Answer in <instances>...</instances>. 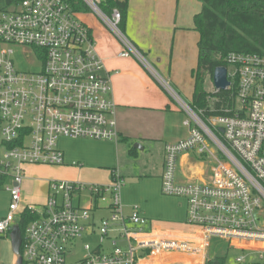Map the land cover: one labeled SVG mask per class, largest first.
Returning <instances> with one entry per match:
<instances>
[{
	"label": "built area",
	"instance_id": "obj_1",
	"mask_svg": "<svg viewBox=\"0 0 264 264\" xmlns=\"http://www.w3.org/2000/svg\"><path fill=\"white\" fill-rule=\"evenodd\" d=\"M0 0V183L10 194L8 215L0 217V235L27 222L22 264H141L145 258L180 252L206 256L214 238L264 245V55L231 52L229 80L238 77L231 115L203 117L166 81L163 86L186 110L189 136L165 146L161 190L187 203V224L176 232L151 230L149 220L122 202L123 177L109 184L52 180L42 205H22L25 170L31 165L60 166V140L120 137L111 72L95 49L86 23L68 0ZM122 42V57L144 55L120 29L121 13L111 17L101 0H82ZM27 47L31 68L17 67L15 48ZM150 66V67H149ZM229 68H232L230 71ZM152 69V68H150ZM153 70V69H152ZM194 152L209 164L208 179L179 183L183 153ZM108 215L97 218L99 209ZM21 229V227H20ZM85 254L73 247L85 236ZM264 251V249H263ZM262 251V252H263ZM263 258V253H261ZM244 256L237 258L242 263Z\"/></svg>",
	"mask_w": 264,
	"mask_h": 264
},
{
	"label": "crops",
	"instance_id": "obj_2",
	"mask_svg": "<svg viewBox=\"0 0 264 264\" xmlns=\"http://www.w3.org/2000/svg\"><path fill=\"white\" fill-rule=\"evenodd\" d=\"M201 9L200 0H129L124 33L144 55L153 70L133 56H120L122 42L97 15L92 12L79 13V17L91 31L98 55L111 72L120 137L117 141L62 138L59 145L64 152V164L60 165L59 170L65 179L109 184L113 181V173L116 171L124 181L125 177L129 180L128 185L124 182L121 196L127 212L131 211L132 205L139 202L135 188L138 183L133 182L136 178L143 177L139 183L144 182L150 193L152 191V194L162 196L165 146L189 136V128L185 125L188 114L166 90L162 81L170 83L180 96L186 95L188 98V102L184 100L186 103L192 102L195 91L193 71L198 65L199 40L194 17ZM143 154L151 159L160 156L163 161L161 170L157 172L153 165H149L152 162L143 166V170H139L137 166L131 169L129 167L131 161ZM209 167V164L194 152L183 153L178 162L177 181L179 183L205 181L210 174ZM176 198L181 211H175L172 218L150 208H143L140 211L149 220L146 227L148 231L181 232L193 229L186 223V201L174 196L169 198V201ZM108 213L106 208H102L97 211L96 216L101 218ZM9 235L13 237L12 232ZM94 237L97 238L87 235L84 239ZM227 242L230 248L245 251L243 245L247 242L240 240ZM247 245L254 251L258 250V253L264 254L261 249L263 244ZM211 247L212 240L204 257L200 254L172 252L159 258L142 259L141 264H206L209 258L224 257L211 256ZM242 256L246 259L245 255Z\"/></svg>",
	"mask_w": 264,
	"mask_h": 264
},
{
	"label": "trees",
	"instance_id": "obj_3",
	"mask_svg": "<svg viewBox=\"0 0 264 264\" xmlns=\"http://www.w3.org/2000/svg\"><path fill=\"white\" fill-rule=\"evenodd\" d=\"M74 11L89 13L90 8L82 0H68ZM202 9L194 17L195 30L199 33L198 65L193 71L195 91L190 103L203 112L204 118L231 115L225 109L234 108L238 77L229 89L208 92L205 77L213 79L219 66H226V56L231 52H255L264 55V0H200ZM11 0L3 1L1 7ZM100 7L107 15L114 10L121 13L120 29L124 32L129 0H101ZM27 222L21 223L24 236ZM1 237V235H0ZM206 264H227L226 257L209 258Z\"/></svg>",
	"mask_w": 264,
	"mask_h": 264
},
{
	"label": "rangeland",
	"instance_id": "obj_4",
	"mask_svg": "<svg viewBox=\"0 0 264 264\" xmlns=\"http://www.w3.org/2000/svg\"><path fill=\"white\" fill-rule=\"evenodd\" d=\"M108 16L111 17V15ZM30 58L35 59L34 55L32 53H29L27 47L17 46L15 48L14 60L18 68L24 70L31 68V66H29L28 64V59ZM229 70L231 71L232 68H229ZM205 89L208 92L216 91L213 85V79L210 76L205 77ZM181 97L183 100L188 102V98L186 95L181 94ZM148 162H152L149 165L151 166L153 165V167H155V170H157V172L161 170L162 168L161 166L163 162L161 157L158 156L156 159H151L146 154H143V156H141L140 158L131 161L129 167L131 169L133 168L135 169V167L137 166L139 170L140 169L143 170L144 168L143 166L147 165ZM59 167L60 166H51V165H31L26 167L25 170L26 179H25V185H23L24 192H23L22 205L24 206L42 205L45 203L48 183L52 180H57V181L67 180L62 176L63 174L60 172ZM142 178L143 177L136 178L133 181L136 184L138 183L135 188L138 193L137 196L139 202L138 204L132 205V208L134 206H137L139 207L140 211H142L143 208L145 209L150 208V210L159 211L163 213L164 216L171 218L174 216L173 214L175 213V211H179V210L181 211L179 201H177V198L174 201H169V198H172V196L162 194L161 192L160 193L162 196H160V194H152V191L150 193L149 188L147 187V185L144 184V182L139 183V180ZM69 181H73V180H69ZM77 182L85 183L83 181H77ZM124 182L126 183V185L129 184L128 183L129 180L127 177H125ZM6 187H7L6 185L0 183V217H4L8 215L9 212L8 208L10 204V194L7 190H5ZM39 187L41 188L39 189ZM161 220L165 221L166 219H161ZM13 224L14 227L19 224V216H16L14 218ZM15 229H17V227H15ZM86 241L94 245L97 239H95L94 237L87 240L85 239L79 240L78 244L73 247V252H78V253L75 254V256H73L72 258H70V260H77L79 257H82L85 254V252H83V246ZM247 244L244 243L243 246L245 247L244 249L245 251H242L239 249L230 248L229 242L227 241L214 238L212 239V247L210 249L211 251L210 255L226 257L227 264H264V258H261L259 256L261 255V252L258 253V250L254 251L253 248H251V246ZM261 249H264V245L263 248ZM242 255L246 256L245 261H243L242 263H237L236 259ZM20 256L21 254L18 251H16V249L13 246V237H11V235L1 236L0 262H3L5 264H22V261L19 259Z\"/></svg>",
	"mask_w": 264,
	"mask_h": 264
},
{
	"label": "water",
	"instance_id": "obj_5",
	"mask_svg": "<svg viewBox=\"0 0 264 264\" xmlns=\"http://www.w3.org/2000/svg\"><path fill=\"white\" fill-rule=\"evenodd\" d=\"M213 85L216 90H225L231 85L229 80L228 68L226 66H219L215 69L213 74ZM17 227V229H15ZM12 230L13 235V246L20 253L22 245V232L20 227L17 225ZM21 261V256L19 258Z\"/></svg>",
	"mask_w": 264,
	"mask_h": 264
}]
</instances>
